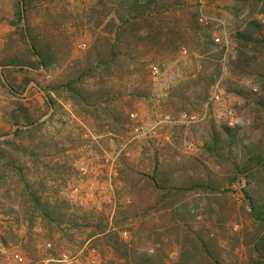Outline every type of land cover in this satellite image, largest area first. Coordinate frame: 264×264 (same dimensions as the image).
I'll list each match as a JSON object with an SVG mask.
<instances>
[{
    "label": "rangeland",
    "instance_id": "rangeland-1",
    "mask_svg": "<svg viewBox=\"0 0 264 264\" xmlns=\"http://www.w3.org/2000/svg\"><path fill=\"white\" fill-rule=\"evenodd\" d=\"M93 1L40 0L19 21L22 0H0V141L46 152L44 139L50 134L60 150L26 170L20 163L18 169L0 166V264H53L62 254L69 264H122L127 254L121 249L104 256L86 231L51 234L41 221L31 220L21 195L22 177L30 189L53 196L54 205L94 208L111 226L119 211L122 220L129 219L118 227L126 231L122 240L141 253L164 255L168 264L182 256L197 257L203 264L207 258L194 250L197 245L191 237H183L186 222L208 236L211 252L221 256L222 262L213 264H258L243 243V235L252 232V220L238 184L221 196L187 193L182 200L190 201L192 208L184 211L188 218L181 221L179 213L158 211L165 203L151 204L149 191L130 174L128 165L145 172L157 150L164 158L197 156L215 168L219 161L200 150V129L209 121L217 127L239 128L246 143L264 132V111L256 104L264 97L260 81L249 69L241 73L227 65L235 55L230 31L246 17L245 3L256 0H171L176 3L166 16L179 24L176 49L156 57L148 73L125 76L118 90L125 94L124 102L133 99L132 108L126 129L113 133L104 123L77 115L71 104L51 91L68 74L72 60L82 58L91 46L96 21L89 25L87 20ZM257 18L264 23V17ZM29 24L36 26L38 36L53 37L58 56L48 69L24 65L30 46L23 28ZM207 37L209 45L204 43ZM205 48L217 51L207 54ZM136 88L144 98L129 95ZM238 89L252 92L240 95ZM50 98L56 106H49ZM25 115L33 121L29 127ZM171 139L172 148L167 146ZM87 254L90 262L85 261Z\"/></svg>",
    "mask_w": 264,
    "mask_h": 264
},
{
    "label": "trees",
    "instance_id": "trees-1",
    "mask_svg": "<svg viewBox=\"0 0 264 264\" xmlns=\"http://www.w3.org/2000/svg\"><path fill=\"white\" fill-rule=\"evenodd\" d=\"M39 2L40 0H22V6L18 7L19 21L31 9L38 7ZM175 3L176 1L171 0L89 2L91 14H88L90 19L87 22L90 25L96 21V32L91 46L82 58L72 60L68 74L52 85L51 91L71 104L73 111L80 117L104 123L111 133L125 130L133 99L124 102L125 94L118 87L125 76L146 74L154 65L156 57L175 51L179 39L176 29L179 24L166 16L172 9L171 5ZM244 8L246 17L237 21L230 31L235 55L229 57L227 65L233 71L241 73L250 70L251 75L260 81L259 88L264 90V23L257 18L264 17V0L245 3ZM23 34L24 40L30 46V57H27V62L24 61L25 67L48 69L58 56L57 48L52 45L53 37L38 36L36 26L30 24L24 26ZM206 39L204 43L209 45V38ZM205 49L207 54L213 49L217 51V48ZM219 53L222 55V51ZM29 83L30 81L27 84ZM248 92L252 91L237 90V93L245 96ZM129 95L139 99L145 97V93L137 88L131 90ZM52 99H49L48 104L54 107L56 105ZM256 104L264 111V97L258 98ZM53 115L49 122L53 120ZM24 120L25 126L32 125L33 121L29 116L25 115ZM212 122L209 121L200 129V150L204 155L219 161L217 168L210 167L197 156L164 158L155 150L145 172L139 173L128 164L130 174L138 176L139 183H143L149 191L151 204L160 206L165 203L158 211L179 213L181 221L188 218L184 211L190 213L192 208L190 201L182 200V197H187V193L221 196L227 193L228 188L238 184L245 210H248V217L252 220V232L243 235L247 238H244L243 243L249 247L255 262L264 264V132L260 133L256 141L246 143L240 137L239 128L226 125L217 127ZM49 135L44 139L43 148H46V152L37 148L29 152L25 146L17 145L16 141H0V166L18 169L20 163L26 170L25 166L28 168L33 162H39L42 158H53L52 153L57 154L56 151L60 150ZM167 146L174 147L172 139ZM23 160L25 164H22ZM5 161L11 162L7 164ZM43 167H48V164ZM20 185L21 195L25 199L24 207H27L25 214L33 221H41L43 228L49 233L72 236L75 231L82 235L86 231L89 233L88 239H93L103 249L104 256L109 253L115 255L124 249L127 254L123 257L122 264H168L164 255L141 253L122 240L121 234L126 231H118V227L127 225L126 221L129 219L122 220L119 211L115 213L111 226L110 220L94 208L67 205L61 208L54 205L53 196L46 191L36 192L30 189L25 177L20 179ZM125 214L127 217L126 212ZM117 219H121L118 226ZM182 235L185 239L191 237L198 247L194 245V250L207 257L204 264L219 262L221 256L217 257L211 252L208 236L200 230H194L190 222H186ZM57 261L53 264H57ZM174 264L203 263L197 257L182 256Z\"/></svg>",
    "mask_w": 264,
    "mask_h": 264
},
{
    "label": "built area",
    "instance_id": "built-area-1",
    "mask_svg": "<svg viewBox=\"0 0 264 264\" xmlns=\"http://www.w3.org/2000/svg\"><path fill=\"white\" fill-rule=\"evenodd\" d=\"M90 260H91V258H90V256H89V254L85 255V261H86V262H90ZM58 262H59L60 264H69V263H68V258H67V256H66V254H62V255H61V259H59Z\"/></svg>",
    "mask_w": 264,
    "mask_h": 264
}]
</instances>
